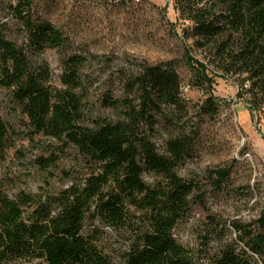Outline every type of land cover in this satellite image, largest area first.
Returning a JSON list of instances; mask_svg holds the SVG:
<instances>
[{
	"label": "trees",
	"instance_id": "obj_1",
	"mask_svg": "<svg viewBox=\"0 0 264 264\" xmlns=\"http://www.w3.org/2000/svg\"><path fill=\"white\" fill-rule=\"evenodd\" d=\"M33 0H16L9 5L25 31L23 45L9 39L0 29V82L12 89L22 111L37 131L73 145L83 158L97 166L81 189L62 190L58 195L20 192L9 197L0 192V264L14 260H37V264H114L83 234L86 211L96 202V211L112 222L124 220V201L144 211L138 240L126 252L123 264H202L193 260L175 239L173 229L188 212L195 179L183 178L178 166L192 156L197 131L185 127L171 135L163 151L156 150L138 124L151 121V109L181 107L180 77L169 61L141 63L124 76L126 90L135 97L121 100L122 117L116 120L84 122L81 73L85 57L66 53L59 75L62 88L47 84L48 71L32 61L46 49L65 51L68 36L56 25L32 16ZM180 30L172 32L182 43L191 40L199 49L228 62L227 70L243 74L251 102L264 100V0H174ZM163 12V8H161ZM180 34V35H179ZM185 46V51L187 52ZM187 64L198 72L208 90L199 106L205 114L217 112L212 93L213 79L204 65L186 54ZM194 64H197L194 65ZM114 107L118 100L106 94ZM135 101V103H134ZM7 145V124L0 117V158ZM229 167L209 169L208 183L221 186ZM155 175L154 184L144 181ZM108 184L114 189L104 191ZM264 225V212L261 215ZM232 226L246 248L228 244L207 264H264V232H255L240 222Z\"/></svg>",
	"mask_w": 264,
	"mask_h": 264
},
{
	"label": "rangeland",
	"instance_id": "obj_2",
	"mask_svg": "<svg viewBox=\"0 0 264 264\" xmlns=\"http://www.w3.org/2000/svg\"><path fill=\"white\" fill-rule=\"evenodd\" d=\"M14 2L0 0V29L23 45L25 31L9 9ZM31 12L33 18L59 27L69 39L65 51L46 49L32 57L35 67L48 71L51 88H62L59 75L66 53L85 57L79 91L88 126L122 117L121 100L135 97L126 90L124 76L136 72L141 63L169 61L176 68L181 107H162L158 112L151 109V121L142 120L138 131L160 153L168 138L180 129L197 131L192 156L177 169L183 178L195 179L197 186L188 212L173 229L175 239L193 260L207 264L228 244L236 251L246 248L232 226L235 221L264 232V100L258 105L251 102L248 83L241 84L244 75L228 72L226 60L209 48L195 47L191 40L182 43L172 32L171 25L180 30L174 0H33ZM187 53L202 63L206 75L213 79L212 93L218 101L213 116L199 110L208 88L187 64ZM107 93L118 100V106L109 104ZM0 117L7 124V145L0 158V192L9 197L20 192L58 195L65 189H81L89 175L97 173V166L73 145L37 131L12 89L1 82ZM222 167L231 169L228 179L219 187L210 185L207 171ZM143 179L154 184L158 177L145 174ZM113 189L112 184L104 187V191ZM123 210L124 220L114 223L96 211L94 201L83 225V234L92 237L114 264L124 263L126 252L147 226L143 224L144 211L128 201H124ZM37 262L14 260L7 264Z\"/></svg>",
	"mask_w": 264,
	"mask_h": 264
}]
</instances>
